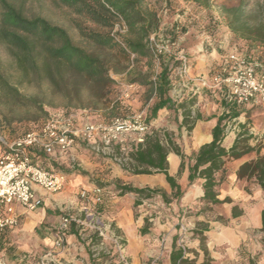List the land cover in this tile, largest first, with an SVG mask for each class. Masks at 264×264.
Here are the masks:
<instances>
[{
  "label": "rangeland",
  "instance_id": "1",
  "mask_svg": "<svg viewBox=\"0 0 264 264\" xmlns=\"http://www.w3.org/2000/svg\"><path fill=\"white\" fill-rule=\"evenodd\" d=\"M7 1L28 20L40 18L49 25L64 30L74 46L85 51L87 54L98 57L104 62L110 82L106 86H103V84L93 83V81L83 78L84 80L79 82V79L78 82L72 85L70 84L72 82H68L70 81V76L74 74L71 67L68 65L57 67L52 60L51 74L55 75V70L58 68L66 77L65 82L52 83L43 60L46 59L51 63L49 52L51 49L59 47L60 43L58 41L44 43L41 41L44 39H42L39 29L36 33L30 34L10 27L4 20V9L0 5V150L4 148L5 144L12 142L26 132L38 128L48 116L62 112L69 113V109L73 110L71 113L78 114V124L82 122H108L114 117L130 116L133 113L142 111L145 114L148 125L146 135L156 134L162 144L166 146L165 138H168L169 135L173 138L170 131L171 125L154 128L156 116H150V110L156 102V96L146 84L148 82H155L157 74L165 66V68H168L170 82L168 96L174 103H179L178 101L182 97L181 95H184L186 88H183L180 96H177L173 92L175 77L172 74V70L176 69V67L172 56L178 40L203 42L204 53L208 55L210 60L208 69L211 75L219 68L221 59L234 50L239 53L247 52L246 54H252L255 58L264 62V48H253L250 45L248 49L246 43L236 39L226 26L224 10L237 6L240 0H208L207 6H198L184 0H144L149 10L156 12L160 22L159 30L157 33L152 34L149 39L154 52L153 57L149 61L141 56L128 53L122 46L109 49L90 42L86 36L87 33H109L114 40H123L126 37V27L121 20L111 30L93 22L85 13L88 0L74 4L64 2L63 0ZM249 3L252 6L250 10L256 11L257 8L264 5V0H249ZM8 32L16 33L28 43L39 40V42L37 41L38 45L35 47L37 54L34 55V66L30 62V57H27V61L20 63L22 59V47L9 41L11 38L7 35ZM169 40H176L175 45ZM160 48H162L161 52L158 51ZM180 49L183 48L180 47ZM213 51L220 56L219 59L214 57L215 55L209 56L210 53L214 54ZM186 56L189 60L188 55ZM112 68L118 71H114ZM177 69L179 70V67ZM90 88H92L93 92L100 88L108 92L104 98L90 103L89 108L92 111H74L79 105L77 101L57 94L59 90L71 93L74 89H78L81 91V96L84 100L83 105H85V102L89 100ZM18 96L26 99L34 98L38 107H30V103L16 102L14 98ZM185 99H187L186 96L181 102ZM212 101L218 102L215 97L212 98ZM135 103L138 104L137 107H134ZM173 115L170 112L167 120ZM171 121L174 122V119ZM150 123H152L153 127H149ZM137 138H140L137 134H130L126 137L123 143L124 148L127 150L124 151L125 155H127V152L129 154L130 146L136 143L135 140ZM79 145H81L79 146V150L83 153L84 162L86 161V163L95 159L105 166L111 164L120 169L130 170L128 159L126 161L122 160L126 157L118 147L113 146L112 149L109 148L107 150L99 146V151L96 152L91 149V145H86L82 142ZM73 149L66 154V157L69 160L68 162H74L79 165L75 168L80 169L82 161H78L77 159L70 161ZM112 156L120 159V161H113ZM56 167H58L57 170H61L64 174L67 171L65 165L58 164ZM109 172L110 169L105 168L102 173L107 175L110 174ZM129 173L132 174L131 171ZM116 182L114 179L108 182L97 181L95 186L102 188L104 202L114 198L115 200L128 198L134 217V224L141 223L142 228L147 226V234L141 236L146 249V255L141 260V264H167L166 238L164 237V233L157 230L161 225L160 217L162 210L165 209L164 205H162V200L159 196L147 199H141L132 194L119 196L115 188ZM119 182L120 184L124 183L122 180H119ZM252 184H255V182L251 181L248 183L249 188H252ZM130 185L132 186V184ZM150 189L156 188L151 187ZM167 197L171 198L172 192H169ZM134 199L139 201V206L134 207L132 205ZM187 212L180 213L178 217L173 216L175 222L177 221L175 224L177 234L180 236L176 242V246L183 247L185 257L193 259L194 253H191L189 249V241L192 237L191 232L198 240L197 249L201 250L200 239L204 237L197 236L196 229L201 228L203 230L206 228L209 234L212 235L223 230L222 227H226L231 223L222 216L219 209H214V207H210L209 205L196 206L195 210H192V214H188ZM197 212H201L202 214L198 215ZM107 213L109 212H103L106 215V218L103 220L101 214L98 220L92 219V221L85 222L99 225L109 224V230L114 235L113 240L105 239L99 246L91 249L94 264H131V260L126 252L124 235L116 227V217L113 215L115 211L111 212L112 214ZM195 213L196 216L194 215ZM219 213H221V216L218 215ZM58 214L60 217L71 216L76 219L79 218L72 211L64 209L58 212ZM189 215L192 217L191 219L188 218ZM74 228L80 232L83 240H88L87 235L90 233V237L92 234V231L85 226L74 224ZM255 234L253 233V235ZM207 239L206 237L204 238V246L207 243ZM211 251L209 253L211 264H247L248 262L247 255L249 254L242 250L241 247L236 251H229L226 247H215ZM99 254L104 257L98 260ZM253 257L256 264H264V247L259 254L253 255Z\"/></svg>",
  "mask_w": 264,
  "mask_h": 264
},
{
  "label": "crops",
  "instance_id": "2",
  "mask_svg": "<svg viewBox=\"0 0 264 264\" xmlns=\"http://www.w3.org/2000/svg\"><path fill=\"white\" fill-rule=\"evenodd\" d=\"M177 45L179 48H183L182 50L188 55L190 67L187 74L182 76L183 78L178 74L179 70L177 68L172 70V74L175 77L173 92L177 96H180L183 88H186L184 95H181L182 97L178 102L181 103L185 96L187 99L184 101H189L192 98L194 103L189 109L191 110L192 117L197 115L199 119L194 121L190 131H187L181 124L183 117L180 110L174 111L164 108L157 112L156 119L154 120V128L171 125L170 131L173 138L170 135L168 138L179 148L184 156L181 172H178L181 163L180 158L171 151H168L166 156L167 172L170 176L174 177L183 192L179 199H171L168 203L162 201L165 209L162 210L160 217L161 225L157 230L164 233V237L166 238L167 258L171 251L173 238H177L178 240L180 237L177 234L175 226L177 221L175 222L173 216L178 217L180 213L187 211L188 214H192V210H195L196 206L208 205L201 201L203 196V181L196 179L193 183H188V166L193 164V157L198 149L212 141L211 131L216 125L218 117L221 115H231L232 113L238 115V117L232 119L230 122L225 123L220 143L222 148L228 150L231 147L240 132V125L245 124L248 133L253 137L250 145L254 146L256 143H260L258 144L259 153L261 155L264 154V110L254 103L236 105L229 102L226 99V88H208L212 75L208 69L210 60L208 55L204 53L202 41L197 43L196 40H178ZM213 52L214 54L210 53L209 56L215 55L214 57L219 59L220 56L215 54V51ZM214 97L218 102L212 101ZM172 102L174 101L172 100ZM137 106L138 104L135 103L134 107ZM170 112L174 115L167 120ZM173 119L174 122L171 121ZM149 127H153L152 123H150ZM79 146L81 145L77 144L74 147L73 154L70 155V161L75 159L82 161L80 169L75 168L79 165L74 162H68L69 160L66 156L38 159L43 166L47 167H51L53 164L65 165L67 169L65 171L67 182L64 189L57 195H48L40 190L39 194L42 196V206L35 211L27 212L20 207H16V212L19 215V225L17 228L8 230L0 236V255L11 263H14L23 254L28 255L30 258H36L46 252H53L56 264H90L86 251L89 239L83 240L80 232L74 228V225H71L65 233L64 246L54 247L55 229L61 218L58 212L64 209L72 211L84 222L92 221V219L98 220L101 214L103 220L106 218L103 212L112 214L115 211L113 215L116 217V227L124 235L126 252L131 260V264H141V260L146 255L144 241L140 234L142 227L141 223L134 224V217L128 198L122 200H120L121 198L118 200L114 198L105 202L103 200L102 204L91 208L90 205H85L78 200L77 193L81 189L91 190L97 181L108 182L112 179L115 182L119 180L124 181L121 185L132 184V187L137 188L155 187L156 189L163 190L166 194L171 192V189L166 184L162 174L132 175L128 169H120L111 164L105 166L95 159L86 163V161L84 162L83 153L79 150ZM255 158L256 153L253 152L240 159L230 161L225 165L224 180L216 188V194L218 200L222 201L227 198L229 199V203L209 206L219 209L222 216L231 224L222 227L223 230L212 235L209 234L206 228L195 230L197 231V236L208 238L204 246L208 257H211L209 253L215 247H226L229 251H236L241 247L242 250L249 254L247 255V261L249 258L254 260L253 255L259 254L264 247V243L262 242L263 234L260 231V214L264 210V191L253 179L246 181L236 178L237 169L243 163ZM105 168L110 169V174L104 175L102 173ZM251 181H254L255 184H252V188H249L248 183ZM136 200L134 199L132 202L133 206ZM100 208L101 210H99ZM232 208L236 209L237 217H231ZM197 213L198 215L202 214L201 212ZM221 213L218 215L221 216ZM194 215L196 216V213ZM188 218L191 219L192 217L189 215ZM191 224L195 225L194 223ZM197 225L199 226V224ZM200 233L201 235H198ZM253 233L256 234L253 235ZM89 234L87 235L88 238ZM191 235L189 249L191 253H194V256L193 259H188L194 260L195 264H201L204 260L203 252L197 249L198 240L192 232ZM168 263L169 260L167 261Z\"/></svg>",
  "mask_w": 264,
  "mask_h": 264
},
{
  "label": "trees",
  "instance_id": "3",
  "mask_svg": "<svg viewBox=\"0 0 264 264\" xmlns=\"http://www.w3.org/2000/svg\"><path fill=\"white\" fill-rule=\"evenodd\" d=\"M67 3L83 2L84 0H63ZM187 2L194 3L198 6H207L208 0H184ZM86 3V2H85ZM0 5L4 9V20L10 25V27L24 31L27 33H36L40 30L41 40L45 42L58 41L60 46L51 49L49 52V59L51 63L44 59L43 64L46 66L49 75V79L52 83L65 82L66 77L56 68L55 75L51 74L52 60L55 65L62 66L68 65L73 70L74 74L70 76L68 82L75 84L87 79L88 81L97 82L106 86L110 82L106 73L107 69L104 67V62L98 57L92 54H87L85 51L74 46L69 36L64 30L58 27H53L47 22L40 18H34L28 20L21 12L16 11L7 0H0ZM251 4L249 0H240L239 4L235 7L226 8L224 10L226 18V26L234 35V37L240 41L246 43V47L249 49L250 45L253 48L261 47L264 48V5L260 6L255 10H250ZM86 15L95 23L102 25L103 27L111 30L114 25L121 20L126 27V37L123 40L116 41L109 34L99 33H87L86 36L90 42L102 47L113 49L119 46L131 54L141 56L148 61L153 57V48L149 41L152 34L157 33L160 27V22L156 12L149 10L145 5L144 0H88L85 10ZM7 35L11 40L19 47H22V56L25 62L30 57V62L34 66L36 55L35 47L38 45L39 40L30 41V43L24 41L25 39L14 32H8ZM175 45L176 40H169ZM248 43V44H247ZM180 53H184L176 43V47L173 53V61L175 67H179V62L176 60V56ZM247 53V52H246ZM53 62V63H54ZM114 71H118L112 68ZM72 79V80H71ZM169 75L168 68H164L157 74L155 82H148L151 91L156 96V102L150 110V116H156L157 112L166 108L169 110H180L182 115L181 124L186 128L187 131L192 129L195 120L199 119V116L195 115L192 117L191 110L189 109L194 101H183L181 103L172 102L168 96L169 92ZM89 100L83 105V98L81 91L74 89L71 93L67 91H60L57 94L62 95L67 99H75L79 104L74 111H92L89 108L90 103L95 100L104 98L108 93L102 90V88L93 92L90 88ZM14 100L18 103H30V107H38L37 102L34 98H22L15 97ZM70 110L68 112H71ZM238 117L236 114L221 115L217 119L216 125L213 127L212 141L209 144L201 146L197 153L193 157V164L188 166V183H193L196 179H201L203 196L201 201L211 206H217L224 203H229V199L222 201L217 199L216 188L224 180V172L226 163L240 159L241 157L256 153V158L248 162L243 163L236 171V178L238 180H254L256 184L264 191V154L259 153V145L256 143L254 146L250 145L252 136L248 133V129L245 124L240 125V132L236 136L233 144L228 150H225L220 146L225 123L230 122L232 119ZM166 139V145L164 146L161 140L156 134L146 135L142 137V142L134 143L130 146L129 152V167L132 175H153L162 174L164 176L166 184L169 186L172 192V197L168 198L167 194L161 189H150V188H137L130 185H121L119 181L116 183V190L119 196L126 194H132L138 198H151L153 196H159L160 199L168 203L171 199H179L182 196V191L179 185L176 183L174 177L170 176L167 172L166 156L168 151L173 152L177 155L180 160L179 171L183 169L184 156L180 152L179 148L173 144L169 138ZM43 158V156H41ZM45 158V157H44ZM46 169L57 170L58 167L44 166ZM151 169V170H149ZM153 170V171H152ZM62 172L61 170H57ZM139 201L134 202V207L139 205ZM236 209L232 208L231 217H237ZM261 220V233L263 234L262 242L264 243V210L260 214ZM74 224H72L73 226ZM142 236L147 234V226L140 229ZM198 235H201L198 234ZM177 238H173L171 243V251L169 253L168 264H195L194 260H189L185 257L184 251L176 246ZM204 238L200 239V249L203 252L204 260L201 264H211V260L207 255L204 247ZM101 244V240L96 234H91L89 241L86 245V251L89 256L90 264H94V258L92 254V248L97 247ZM101 254L98 255L102 258ZM247 264H256V262L249 258Z\"/></svg>",
  "mask_w": 264,
  "mask_h": 264
},
{
  "label": "built area",
  "instance_id": "4",
  "mask_svg": "<svg viewBox=\"0 0 264 264\" xmlns=\"http://www.w3.org/2000/svg\"><path fill=\"white\" fill-rule=\"evenodd\" d=\"M162 48L158 51L161 52ZM179 62V74L184 76L189 71V60L184 53L176 56ZM219 68L212 74L208 88H226V99L236 105L254 103L264 110V62L252 54L239 53L236 50L225 55ZM205 84V83H204ZM78 114L57 113L48 118L34 130L24 133L12 142L5 144L0 150V236L8 230L17 228L19 215L16 207L27 212L42 206L41 190L48 195L60 193L67 182L63 172L46 169L39 158L64 157L80 142L91 145V149L99 151L118 147L125 155L124 142L130 134L142 137L148 131L144 112L130 116L114 117L108 122L78 124ZM127 151V150H126ZM129 151V150H128ZM129 154L123 161L130 162ZM112 160L119 162L112 156ZM104 193L101 187L91 190L81 189L77 198L91 208L103 203ZM72 224L85 226L103 240H113L109 224H89L71 216H62L55 229L54 247H63L65 232ZM180 248L184 251L183 247ZM0 264H56L53 252H46L36 258L20 255L14 263L0 255Z\"/></svg>",
  "mask_w": 264,
  "mask_h": 264
},
{
  "label": "bare ground",
  "instance_id": "5",
  "mask_svg": "<svg viewBox=\"0 0 264 264\" xmlns=\"http://www.w3.org/2000/svg\"><path fill=\"white\" fill-rule=\"evenodd\" d=\"M170 162H171V161H170ZM170 162H169V163H170Z\"/></svg>",
  "mask_w": 264,
  "mask_h": 264
}]
</instances>
